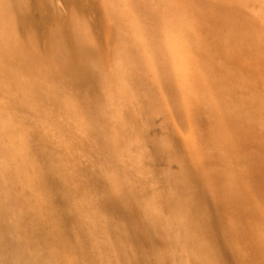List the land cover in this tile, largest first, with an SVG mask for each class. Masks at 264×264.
I'll return each instance as SVG.
<instances>
[{
    "label": "bare ground",
    "instance_id": "1",
    "mask_svg": "<svg viewBox=\"0 0 264 264\" xmlns=\"http://www.w3.org/2000/svg\"><path fill=\"white\" fill-rule=\"evenodd\" d=\"M34 1L0 0V264H214L216 194L182 152L206 120L264 109L244 102L203 18L187 0H101L106 46L81 20L47 54Z\"/></svg>",
    "mask_w": 264,
    "mask_h": 264
},
{
    "label": "rangeland",
    "instance_id": "2",
    "mask_svg": "<svg viewBox=\"0 0 264 264\" xmlns=\"http://www.w3.org/2000/svg\"><path fill=\"white\" fill-rule=\"evenodd\" d=\"M187 1L203 18L204 33L208 37L206 44L209 46L212 43L213 48L220 47L219 50H223L224 55L219 56L218 60L229 66L228 72L231 71L234 82L240 81V86H236L245 98L244 102L248 107L255 108L259 105L264 109V0ZM34 2L33 15L36 20L45 13L49 16L43 17L46 21L49 20V24L40 19L39 23L35 22L38 29L34 28L35 32H40L43 28L39 34H46L40 39L38 32L36 34L39 46L45 49L41 48L45 53H52L61 36L72 38L81 20H94L93 32H97L101 43L104 41L103 47L106 46L110 23L102 10L101 0ZM95 4H98L96 6L99 9ZM95 15L98 17L97 21L94 19ZM163 33L162 30L159 31V35ZM223 76V71L216 73L219 81H223ZM209 111L213 115L215 113L214 117L216 114L219 118L224 116L218 106L213 105ZM206 121L205 132L195 127L193 139H188L191 149L185 148L182 153L188 159L196 158L199 161L201 176L216 194L214 210L220 217L223 238L219 242L220 256L214 264H264V116L259 114L254 121H245L243 125L223 120L213 126L209 120L210 123ZM99 152L93 154L92 158L86 155L82 157V162L88 169H99L98 164L105 151ZM204 233L209 234L208 231Z\"/></svg>",
    "mask_w": 264,
    "mask_h": 264
}]
</instances>
